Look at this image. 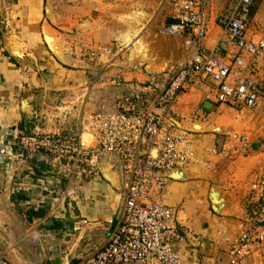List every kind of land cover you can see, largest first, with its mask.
<instances>
[{
  "label": "crops",
  "instance_id": "1",
  "mask_svg": "<svg viewBox=\"0 0 264 264\" xmlns=\"http://www.w3.org/2000/svg\"><path fill=\"white\" fill-rule=\"evenodd\" d=\"M227 1L230 9L234 0H209L210 22L207 36L202 41L207 53L213 51L217 44L227 40L226 34L217 24L218 16L228 11L222 9ZM137 2L141 6L144 3L145 8L148 7L146 4H149V7L155 5L150 0ZM171 3L172 0L169 1L167 15L157 29L151 32L155 40L156 56L154 59H148V62L156 66L154 70L158 73L183 65L196 53V46L193 43L186 44L189 40L188 33L177 36L158 34V29L172 20ZM156 9L158 10L157 6L153 10L148 9L147 12L139 11L133 15V19L135 21L143 19L142 25L147 28L158 15ZM42 13L40 0H0V149L12 144L18 134L17 125L21 119L26 120L34 112L33 90L39 88L40 79L33 69L32 59L45 54L47 37H51V26L42 19ZM89 24L90 20L86 19L84 25ZM44 31L47 32V36ZM246 37L254 43L264 41V3L259 0L253 1ZM55 38L53 35L54 43ZM15 49L22 53L21 56L14 54V51L18 52ZM233 50L232 44L228 45V51ZM223 56L224 52L221 55V59L224 60ZM229 59L230 56L225 57V60ZM165 62L170 67L158 70V65ZM250 73L252 78L264 80L262 57L256 58L255 65L250 67ZM212 88V83L207 80L204 84H197L180 94L165 113L167 121L162 134L157 137L158 142L164 132L179 130L169 123L171 118L182 122L189 130H193L192 127L195 125L207 129L208 120L199 103L202 102L205 109L218 104L208 96L209 89ZM257 110L264 115V105ZM199 126L196 127L200 128ZM204 130L189 131L193 139L195 159L185 167L178 168L183 170L184 177L167 182L160 200L174 209L177 222L187 236L188 245L185 249L187 259L202 258L204 262H213L215 261L213 258H217L218 264H226L224 256L229 244L221 246L219 243L223 241L226 231L233 236L234 241L247 226L246 219L243 220L246 209L242 201L254 188L255 178L264 168V159H259L262 164L255 163L250 171H246L245 168L240 170L244 160L249 159L235 157L231 152L223 151L221 144L226 137L213 133L206 134ZM248 143V149L255 152H252L253 157H250L259 158L260 154H263L260 152L261 146L253 143V140H249ZM15 156L8 151L5 155L0 154V170L6 172L12 169L8 170L6 178L13 174L16 167L23 164L24 160L14 159ZM108 164L111 169V164L104 160L105 171L102 170V177L105 179L107 175L111 178L113 171L107 168ZM55 168L50 158L45 155L25 154V170L18 171L15 185L9 191L13 200L9 203L14 211L4 213L0 207V257L10 264H76L97 252L106 243L108 235L106 220L112 215L115 203L112 202L111 193H108L105 199L96 197L95 194L103 186L98 184V178L84 185L83 201L76 203L75 214H70L69 217L61 214L58 219H50L45 213L44 209L56 204L54 193L59 192L57 188L60 185V178ZM113 172L116 182L113 176L112 180H107L111 185L118 186L116 173ZM0 176L1 182L4 175L1 173ZM104 186L108 188V185ZM212 186L219 187L225 196L226 202L222 207L224 216L215 214L211 209L209 192ZM107 188H104L105 191ZM0 192H3L1 186ZM115 201L117 202V199ZM10 215L12 219H9ZM223 230L224 233H221ZM201 242L206 243L204 251L199 249Z\"/></svg>",
  "mask_w": 264,
  "mask_h": 264
},
{
  "label": "built area",
  "instance_id": "2",
  "mask_svg": "<svg viewBox=\"0 0 264 264\" xmlns=\"http://www.w3.org/2000/svg\"><path fill=\"white\" fill-rule=\"evenodd\" d=\"M253 1L234 0L232 11L218 16L217 24L227 40L207 53L202 41L210 22L209 0H172V20L159 28L158 34L188 33L186 44L196 46L191 59L154 76L139 94L122 96L111 114L99 112L90 117L89 138L59 133L40 136L38 131L18 136L20 153L16 156L43 154L69 166L65 191L69 198L75 197L79 183L98 176L101 157L117 162L121 202L106 220V243L76 264H189L187 236L176 212L161 202L160 195L171 180L167 173L195 159L193 139L183 130L164 132L159 142L157 137L167 121L166 111L178 96L207 80L213 85L208 96L219 104L238 109L264 105V80L254 79L250 73L256 58L264 59V41L254 43L246 37ZM230 44L233 52L228 51ZM227 56L229 60H225ZM248 144L246 135L233 132L222 141L221 149L237 155L246 153ZM5 153L2 147L0 154ZM258 186L259 202L253 205L249 224L245 222L247 226L230 247L229 264H247L243 258L257 249L264 253V171ZM0 264L8 263L0 258Z\"/></svg>",
  "mask_w": 264,
  "mask_h": 264
},
{
  "label": "rangeland",
  "instance_id": "3",
  "mask_svg": "<svg viewBox=\"0 0 264 264\" xmlns=\"http://www.w3.org/2000/svg\"><path fill=\"white\" fill-rule=\"evenodd\" d=\"M40 1L43 12L42 19L47 21L51 26V37H47L48 44L51 46L48 47L45 44V54L40 57L38 55L32 59L33 69L40 79V86L33 90L35 91L34 112L26 120H22V127L17 132L18 134L15 136L12 144L3 146L6 149V153L8 151L9 154H12L13 152V155L18 154V152L20 153L17 141L15 140L20 134H31L38 131L37 133L40 136L59 133L60 136L67 137L79 134L82 140L89 138L88 135L91 134L90 117L99 112L109 115L116 110V104L122 96L130 95L131 92L139 94L144 83L148 80L151 81L154 76L156 77L159 74L154 70L156 66L148 62V59H154L156 56L154 55V50H156L155 40L151 32L152 30L155 31L160 25V22L169 12L170 6V0H150L155 5L149 7L150 5L146 4L147 8L144 7V3L141 6L137 0ZM227 4L228 1L226 5L222 6V9L228 10L225 13L232 11L234 3H232L230 9ZM155 6L158 8V10H155L158 15L154 19L153 25L151 24L145 28L142 25L143 19H137L136 21L133 19L135 13L139 11L147 12L150 8L153 10ZM86 19L90 20L91 23L88 26L84 25ZM135 30H139L138 37H141L142 41L150 43L149 58L131 54L132 44L125 41V36L127 34L131 36ZM44 32L47 36V32ZM53 35L56 37L55 43ZM17 51H14L15 55L22 54L19 50ZM32 52L34 53V51ZM148 83L145 85L149 86ZM139 85L141 86L139 87ZM199 106L201 110H204L206 114L204 116L208 120V124H206L208 128L204 130V133H213L227 137L229 134L236 132L246 135L248 141L253 140V143L261 146L260 152L263 154H260L259 158L252 159L250 156L255 152L249 149H247L246 153L241 152L237 155L231 153L235 157L240 156L249 159L244 160L240 170L245 168L246 171H250L255 163H260L259 159H264V115L261 114L260 110L232 109L230 106L219 103L211 105L207 109L203 107L202 102L199 103ZM47 157L50 158L49 156ZM105 158L102 159L101 157L99 159L98 176L96 178L99 179L98 184H103V186L101 187L102 189H98L99 191L95 195L96 197L105 199L108 193H111L112 202L116 205L121 202L119 199L121 195L120 176L117 167H115L117 166V162L114 159ZM14 159H23L24 161L23 164H20L21 166L13 170V174L10 177L6 178L7 176L5 175L8 170L12 169H8L6 172L5 170H0V174L4 175V178L0 182L3 191L0 192V207H2L4 213H8L9 210L14 211L9 203L13 201L12 194L9 191L15 185L14 182L17 173H19L18 171L25 170V154L20 157L15 156ZM50 160L52 161V166H56L55 171L60 178V185L57 188L58 194L54 193L56 204L51 208L48 206L44 211L50 219H58L61 214L69 217L70 214H75L76 203L83 201L84 185L94 182V179L84 180L79 183L78 188H76L77 194L74 198H69L65 193L69 166L52 157ZM104 160L111 164V169L109 164L107 168L115 171L118 186L111 185L109 180L102 177V170L105 171V166H103ZM113 171L111 173V180L113 179L112 176L114 177ZM263 171L264 168L261 169V172ZM259 177L260 174L255 178L254 188H251L252 190L242 201L246 209L243 220L246 219L245 222L248 224L253 217V205L255 206L259 202L257 194L260 190L258 186ZM114 180L116 182L115 177ZM104 185H108V188ZM104 188H107V190L105 191ZM115 199H117V202ZM214 213L224 216V213L221 212ZM1 215L4 216V214ZM9 217H11L9 219H12V215ZM262 223L264 230V221ZM221 233H224V230ZM224 234V239L219 244L221 246L229 244L224 256L226 264H229V259L232 255L230 247L238 237L233 241V236L227 233V231ZM213 259L215 260L213 262H204L202 258L186 259V261L189 264H218L217 258ZM243 259L245 262L247 261V264H264V253L257 249L254 253ZM4 260L7 261L6 259ZM224 260L222 259V261ZM7 263L10 264L8 261Z\"/></svg>",
  "mask_w": 264,
  "mask_h": 264
},
{
  "label": "water",
  "instance_id": "4",
  "mask_svg": "<svg viewBox=\"0 0 264 264\" xmlns=\"http://www.w3.org/2000/svg\"><path fill=\"white\" fill-rule=\"evenodd\" d=\"M47 45L49 46V44H47ZM17 56H21V55H17ZM170 121L179 130L190 131V132H193V131L197 132V131H203L204 130L199 125H195L194 127H192L193 130H189V129L186 128V126L182 122H180V121H178L176 119L171 118ZM196 126H199L200 128H197ZM167 176L169 178H171V179L179 180V179L184 177V172H183L182 169H175V170H172V171L168 172ZM218 196H219V199H217ZM209 201H210L211 209L214 212H218V213L221 212L222 213V207L225 205L226 200H225V196L222 194V192H221L219 187L212 186L210 188ZM205 246H206V243L205 242H201L199 244L200 251H204L205 250Z\"/></svg>",
  "mask_w": 264,
  "mask_h": 264
},
{
  "label": "bare ground",
  "instance_id": "5",
  "mask_svg": "<svg viewBox=\"0 0 264 264\" xmlns=\"http://www.w3.org/2000/svg\"><path fill=\"white\" fill-rule=\"evenodd\" d=\"M138 33H139V30H135L132 33L131 36H128V34H127L125 36V41L127 43H130L131 42L132 48H131L130 51H131V54L132 55H134V56H141V57H144V58H149V54H150V43L148 41L147 42L142 41V38L141 37H138ZM52 45H54V43H52ZM126 45H128V44H126ZM167 66H168V64H166V62L164 64H162V65L159 64L158 65V70H163ZM107 178L111 180V178H110L109 175H107Z\"/></svg>",
  "mask_w": 264,
  "mask_h": 264
},
{
  "label": "trees",
  "instance_id": "6",
  "mask_svg": "<svg viewBox=\"0 0 264 264\" xmlns=\"http://www.w3.org/2000/svg\"><path fill=\"white\" fill-rule=\"evenodd\" d=\"M22 127V119H21V121L19 122V124H18V128L20 129ZM16 141H17V139H15ZM14 149H15V147H14ZM14 149H12L13 151H14ZM13 153V152H12Z\"/></svg>",
  "mask_w": 264,
  "mask_h": 264
}]
</instances>
